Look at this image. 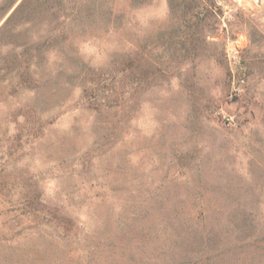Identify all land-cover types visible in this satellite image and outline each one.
<instances>
[{"label": "rangeland", "instance_id": "1", "mask_svg": "<svg viewBox=\"0 0 264 264\" xmlns=\"http://www.w3.org/2000/svg\"><path fill=\"white\" fill-rule=\"evenodd\" d=\"M0 264H264V0H0Z\"/></svg>", "mask_w": 264, "mask_h": 264}]
</instances>
